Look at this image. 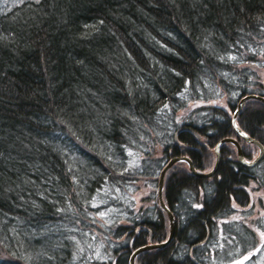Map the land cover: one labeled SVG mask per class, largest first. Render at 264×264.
<instances>
[{
    "label": "trees",
    "instance_id": "16d2710c",
    "mask_svg": "<svg viewBox=\"0 0 264 264\" xmlns=\"http://www.w3.org/2000/svg\"><path fill=\"white\" fill-rule=\"evenodd\" d=\"M262 74L264 0H0V264H129L166 240L140 183L172 156L210 170ZM237 123L264 148V103ZM220 155L211 176L167 171L175 234L136 264H264V154Z\"/></svg>",
    "mask_w": 264,
    "mask_h": 264
},
{
    "label": "water",
    "instance_id": "95a60500",
    "mask_svg": "<svg viewBox=\"0 0 264 264\" xmlns=\"http://www.w3.org/2000/svg\"><path fill=\"white\" fill-rule=\"evenodd\" d=\"M252 98H257L259 100H261L263 103H264V97H261V96H257V95H253V94H250V95H246L245 97H243L239 103H238V107L233 115V118H232V124H233V127H234V130L236 131V133L242 137L243 139H245L246 141L250 142V143H254L256 145L259 146L260 148V153L259 155L253 160V161H245V159L243 158V153H242V150H241V147L239 145V143L237 142V140L233 139V138H224L222 140H220L215 148V152H216V156H217V160H216V164L214 166V168L210 171V172H207V173H201V172H197L193 165H192V162L191 160L187 157V156H181V157H174L172 158L168 164L162 169L161 173H160V177H159V183H158V197H159V200H160V204L162 206V208L166 211L167 215H168V218H169V227H170V232H169V237L166 241L164 242H161V243H153V244H148V245H145L143 247H140L136 250V252L132 255V258H131V261H130V264H134L133 261H134V256L136 255V253L140 252V251H144L146 249H151V248H159V247H164L165 245H167L170 240L172 239V237L174 236V232H175V222H174V217H173V214L170 212L169 209L166 208V206L164 205L163 203V199H162V188H163V179H164V176H165V172L166 170L169 168V166L175 162V161H178V160H186L188 163H189V167H190V170L197 176L199 177H206V176H210L217 168L218 166V163L220 161V154H219V146L224 143V142H231L233 143L235 146H236V150H237V156L239 158V160L247 165V166H251L253 165L254 163H256L263 155V147L262 145L256 141L255 139L251 138L250 136H247L236 124V116L241 108V106L243 105V103L247 100V99H252Z\"/></svg>",
    "mask_w": 264,
    "mask_h": 264
},
{
    "label": "rangeland",
    "instance_id": "374dc122",
    "mask_svg": "<svg viewBox=\"0 0 264 264\" xmlns=\"http://www.w3.org/2000/svg\"><path fill=\"white\" fill-rule=\"evenodd\" d=\"M262 75H264V74H262ZM223 102H221V103H223ZM156 188H157L156 186H155V188L154 187H150V185L147 184L146 182H141L140 183V189L135 194L136 203L137 204L142 203L141 199L143 200V196H145V197L148 196L150 190L153 193H155V196L157 197ZM258 195L260 196L261 194L259 193V191L256 190L255 191V196L257 197ZM255 196H254V193L252 192V203L250 204V208L252 210L251 211L252 212L251 216H254L255 214H257V215L258 214H264V199H263L262 203H260V202H258L256 200ZM234 214H236V213H234ZM234 214H229L230 219H231L232 216H235Z\"/></svg>",
    "mask_w": 264,
    "mask_h": 264
},
{
    "label": "snow or ice",
    "instance_id": "6c2138e0",
    "mask_svg": "<svg viewBox=\"0 0 264 264\" xmlns=\"http://www.w3.org/2000/svg\"><path fill=\"white\" fill-rule=\"evenodd\" d=\"M262 235H264V234H262Z\"/></svg>",
    "mask_w": 264,
    "mask_h": 264
}]
</instances>
